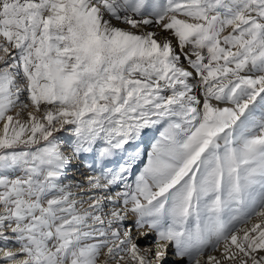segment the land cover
<instances>
[{"label": "snow or ice", "instance_id": "6c2138e0", "mask_svg": "<svg viewBox=\"0 0 264 264\" xmlns=\"http://www.w3.org/2000/svg\"><path fill=\"white\" fill-rule=\"evenodd\" d=\"M0 264H264V0H0Z\"/></svg>", "mask_w": 264, "mask_h": 264}, {"label": "rangeland", "instance_id": "374dc122", "mask_svg": "<svg viewBox=\"0 0 264 264\" xmlns=\"http://www.w3.org/2000/svg\"><path fill=\"white\" fill-rule=\"evenodd\" d=\"M156 136H158V133L153 132L152 135L150 136V138H149V140H148L146 146H145V149H146V150H150V142H154V138H155ZM144 159H145V162H146V156L144 157ZM139 166H140V165H138V167H139Z\"/></svg>", "mask_w": 264, "mask_h": 264}, {"label": "bare ground", "instance_id": "6f19581e", "mask_svg": "<svg viewBox=\"0 0 264 264\" xmlns=\"http://www.w3.org/2000/svg\"><path fill=\"white\" fill-rule=\"evenodd\" d=\"M153 133V132H152ZM152 133H149L146 137H145V141H144V144H143V147L145 148L150 136L152 135Z\"/></svg>", "mask_w": 264, "mask_h": 264}]
</instances>
